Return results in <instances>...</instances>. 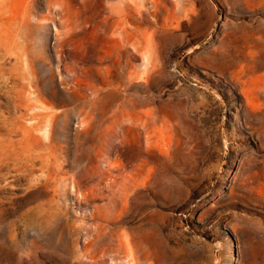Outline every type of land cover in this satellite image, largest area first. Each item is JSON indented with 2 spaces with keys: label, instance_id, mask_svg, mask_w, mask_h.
Here are the masks:
<instances>
[{
  "label": "rangeland",
  "instance_id": "1",
  "mask_svg": "<svg viewBox=\"0 0 264 264\" xmlns=\"http://www.w3.org/2000/svg\"><path fill=\"white\" fill-rule=\"evenodd\" d=\"M0 264H264V0H0Z\"/></svg>",
  "mask_w": 264,
  "mask_h": 264
}]
</instances>
